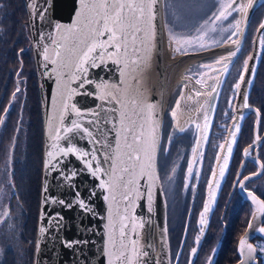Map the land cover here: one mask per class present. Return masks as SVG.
<instances>
[{
  "label": "snow or ice",
  "instance_id": "1",
  "mask_svg": "<svg viewBox=\"0 0 264 264\" xmlns=\"http://www.w3.org/2000/svg\"><path fill=\"white\" fill-rule=\"evenodd\" d=\"M255 0H218V7L212 15L204 20L194 33H185L180 30L183 15H177V23L174 25L165 23L169 39V46L176 53L187 54L190 48L207 50L209 40L212 44L218 41L211 39L210 33H216L218 25L228 20L234 12L242 14L247 18L248 9L252 8ZM171 7L170 0H78V9L75 12V19L70 24H55V35L52 32L40 31L37 46L40 49L38 55L43 56L46 62L44 67L51 64L50 75H54L56 83V94L53 98V108L55 116L49 118L48 139L50 144L45 153L44 167L46 170L58 172L64 181L69 182L70 187H75L70 182L74 180L82 171H86L92 178L99 181L98 187L105 194L104 201L107 203V215L105 235L107 237L104 254L107 257V264H147L144 259L149 253L143 250L140 243L141 231L146 226V221L136 215L137 202L146 199L148 211H152L155 189L159 181L157 173L158 151L161 148L160 127L162 113V102H153L149 99L148 91L143 86L144 73L152 66L153 52L157 47V22L158 18L163 21L167 9ZM51 4L44 0L43 6L34 10L31 15L38 17L40 21L48 19ZM162 10L163 13L162 14ZM241 21L235 20L229 24L233 29L231 36L242 34ZM264 29V23L260 25ZM222 31L227 29L221 28ZM231 36L229 39H231ZM50 43H43L45 38ZM233 44L239 45V40H233ZM261 47H264V36L259 40ZM229 53L226 57H221L214 63L220 65L222 71L212 65H200V68L217 72V76H207L206 72L200 73L197 84L208 86L210 91L196 92V96H206L210 100L217 87L223 83L220 76L227 74L228 65L232 62V57L239 51ZM24 52V49L20 50ZM255 57L249 56L245 61L240 75L233 90L240 94L242 84L251 85L252 77L255 75V67L249 68V61ZM117 66L119 82L110 83L107 81L95 82L89 78V69L96 68L108 63ZM249 79L245 80V75ZM208 80L214 83L207 85ZM94 84L95 92L84 91L86 85ZM73 85H76L75 87ZM20 88H16L19 92ZM16 92L12 94L13 99ZM77 95L94 96L100 101L95 109H82L74 102ZM192 97H187L191 100ZM181 100H185L181 94L180 100L176 101V109L181 108ZM207 103V100H206ZM108 105V107H106ZM118 107H115L117 106ZM231 107V103L229 104ZM243 108H250L248 96L243 95ZM172 111L173 119H176L177 111ZM203 115V126L193 120L197 129L203 128L206 133L209 127V109L204 105L198 109ZM257 123H259L260 111L256 109ZM4 113L8 108L3 109ZM118 113V115H117ZM73 115L74 119H69ZM91 117L86 120L85 118ZM243 115L239 119H243ZM57 121L53 127L52 120ZM66 119L69 120L65 123ZM4 116H0V125L4 124ZM106 125H111L107 128ZM235 131L231 132V141L220 145L222 151H227L223 156L224 164L220 167L219 175L224 176L228 160L232 154V146L236 142V135L240 131V125L234 124ZM115 130V144L113 145L108 137L112 130ZM179 132H184V127L178 128ZM87 139L93 145L91 150L78 147L75 143L76 137ZM206 140V134L202 136ZM261 137L257 135L254 144L259 142ZM61 141H65L67 146H62ZM169 143L172 137L168 138ZM98 146V147H97ZM249 148L244 149V155L248 156ZM200 140L192 148V160L187 167V177L184 187H188L187 180L193 177L194 165L198 158L203 157L199 151ZM103 150V160L98 153ZM167 151V149H164ZM75 156L83 164L82 169L65 170L62 165L64 159L69 155ZM221 157H217V161ZM259 164L261 171L252 173V176H244L239 180L241 189L247 191L244 181L252 179L253 176L264 174V163ZM107 164V167H104ZM176 169H172L173 175ZM199 177V171L195 172ZM213 180L209 181V201L205 203L204 210L200 214V224H207V213L211 210V203L215 200V190L219 188V181L216 180V172L212 173ZM172 179L171 176L168 177ZM141 180L145 181L141 184ZM11 182V181H10ZM2 191V189H0ZM48 191L45 184L44 192ZM96 193L93 191L87 199L81 198L77 191L73 201L51 198L53 204H59L67 209L74 205L78 206L83 213L96 215L94 208L90 204L91 197ZM248 196L253 204L257 206L253 213V219H257V212L264 216V199H260L255 193L248 191ZM45 197L44 203L48 202ZM43 216V213H42ZM9 217V211L0 213V223ZM58 230L62 227L64 217L60 213H55L49 218ZM249 228L253 224L249 223ZM47 229L44 226L39 228L43 235ZM166 231V229L164 230ZM258 231L264 233V227H259ZM203 235L204 228L200 229ZM200 236L196 237L199 244ZM65 248L73 249L78 245H86L87 240H62ZM39 249V244H37ZM239 254L242 257L240 264H254L257 247L248 242L247 238H241L239 242ZM259 251L264 253V246H259ZM196 248H192L191 254L194 256ZM179 254H177V258ZM156 264H160L157 260ZM207 264H212V257L208 258Z\"/></svg>",
  "mask_w": 264,
  "mask_h": 264
},
{
  "label": "water",
  "instance_id": "2",
  "mask_svg": "<svg viewBox=\"0 0 264 264\" xmlns=\"http://www.w3.org/2000/svg\"><path fill=\"white\" fill-rule=\"evenodd\" d=\"M264 0H255V3L252 8L248 9L246 20L241 14L242 23L240 25L242 29V34L239 33L234 38L224 40L223 43L214 45L213 47H208L207 50H199L187 52V54H177V57H173L174 60L171 62H166V51L169 46V40L167 35V29L164 27L165 19L161 21L158 18L157 22V47L153 52L152 66L144 73L143 76V86L148 91L149 99L153 102H162V113L160 115L161 127H160V136L162 140L163 136V126L165 122V117L168 112V104L172 96L173 88L176 83V89L179 86L183 87L182 93L185 97V100H181V108L176 109L177 118L179 120V127H188L193 120H197L203 126L204 120L201 112L198 111L201 105H204L205 108L209 109V127L207 128L206 133L203 131V128L198 129L197 140H200V148L205 143L206 140L202 139V136L206 134L209 135L211 124L214 120V114L216 111V106L220 98V93L223 88V84L226 81L228 73L235 64L236 59L241 54V51L246 43V37L249 32V27L252 22V18L255 14V11L258 9V6L261 5ZM48 3L51 4L50 11L48 13V19L45 21H40L38 17H33L31 13L34 10H37L40 6H43L44 0H23V5L26 9V16L28 18L27 26L29 29V40L30 47L33 51V60L35 61V71L37 72V83H38V94H39V104H41V115H42V126H43V163H42V175H41V195H40V206L38 209V218H37V229H36V239H35V249H34V259L33 264H107V257L104 254V246L107 240L105 235L104 225L106 224V215H107V203L103 199L105 194L101 189H99V181L95 178H92L86 171H82L77 177L74 178L70 183L75 187H70L69 182L64 181L60 177L58 172L46 170L44 167V160L46 158L45 153L48 149L50 141L48 139V127H49V118L55 116V111L53 108V98L56 94V83L54 75H50L51 64H48L47 68L44 67L46 63L43 60L42 55H38L40 50L37 46V41L39 40V34L41 30L45 32H52L55 35V24H70L75 19V12L78 9V0H48ZM162 14L163 10H162ZM264 23V16L262 22L256 28V34L254 36L253 46L251 48V53L249 56L255 57L254 60L249 61V68L255 67V75L252 77V83L254 78L257 75V70L259 64L261 63V45L259 43L260 38L264 33V29H260V25ZM233 40H239V45L233 44ZM43 43H50V41L45 38ZM239 47V51L234 57H232V62L228 65V72L220 76V79L223 81L217 87V91L213 93V96L210 100L204 95L197 97L196 92H207L210 91L208 86H202L197 84L196 81L200 79V73L206 72L207 76H217V72H212L208 69L200 68V65H212L213 67L220 69V65H216L214 62L221 57H226L229 53L236 51ZM191 59L193 60L190 64L189 69L183 75L182 79L173 83L174 77H172V72L176 69L177 65L180 64L181 60ZM207 76V85L214 83L213 80H208ZM89 78L95 82L107 81L110 83L119 82V73L117 71V66L111 64L110 62L105 65H100L96 68L89 69ZM249 75H245V80L249 79ZM242 84L241 89L239 90L240 94H236V102L234 104V113L235 120L232 125L242 123L243 119H239L241 115L249 113V111H255L256 108L250 105V108H243V95L248 96L253 86ZM74 87L76 85H73ZM95 92V85L90 84L86 85L85 89H81V92L84 91ZM16 92V91H14ZM13 92V93H14ZM17 93V92H16ZM191 96V100H187V97ZM15 99L13 97L8 104V111ZM207 100V103H206ZM74 102L77 103V106L82 109H95L100 101L94 96L87 95H77L74 98ZM108 107V105H106ZM115 107H118L115 106ZM256 112V111H255ZM6 113H3L4 116ZM118 115V113H117ZM5 118V117H4ZM73 115L69 116V119H74ZM91 117L85 118V126L87 125L86 120ZM69 120L66 119L65 123H68ZM57 121L52 120L53 127H55ZM2 125H0L1 127ZM107 128H111V125H106ZM1 129V128H0ZM115 130L113 129L109 135V141L114 145L115 144ZM196 140V141H197ZM228 142V141H227ZM75 143L78 147H81L85 150H91L93 145L89 144L87 139H80L78 136L75 139ZM62 146H67L65 141H61ZM162 144V142H161ZM226 144V143H225ZM98 147V146H97ZM199 148V149H200ZM160 151V150H159ZM158 151V158H159ZM225 150L221 155H223ZM227 155V152L224 154ZM223 155V156H224ZM98 156L103 160V150L98 153ZM223 156L219 160L223 163ZM64 159V164L62 167L67 170L69 168L73 170H78L83 168V164L75 156L69 155ZM107 164H104V167H107ZM158 173V167H157ZM145 181L141 180V184H144ZM47 184L48 191L44 192V186ZM80 193L81 198L87 199L91 192L96 194L91 197L90 204L94 208L96 215L93 216L90 213H83L78 206L74 205L71 209H67L59 204H53L51 198L64 199L66 201H73L76 195V192ZM45 197H48V202L44 203ZM138 207L136 208V215L146 221L145 228L141 231L139 237L140 243L143 250L149 253L148 257L144 259L147 261V264H156L157 260L160 261V264H171L170 261V251H169V240H168V229H167V207L165 202V196L162 192V186H160V179L157 182L155 189L154 202L152 204V211H148V203L146 199H141L137 202ZM43 213V216H42ZM55 213H60L63 217V224L60 229L54 227V223L50 222L49 218L54 216ZM257 219H252L251 223L253 228H247L244 232L242 238H247L252 236V234L258 231L259 227H262L260 218L263 216L257 212ZM44 226L47 231L42 235L39 232V228ZM166 229V231H164ZM251 235V236H250ZM87 240L89 243L86 245H78L73 249H68L63 246L61 243L62 240ZM249 242V241H248ZM37 244H39V249H37ZM256 256V254H255ZM258 263L256 257L254 264ZM234 264H240L236 262Z\"/></svg>",
  "mask_w": 264,
  "mask_h": 264
},
{
  "label": "flooded vegetation",
  "instance_id": "3",
  "mask_svg": "<svg viewBox=\"0 0 264 264\" xmlns=\"http://www.w3.org/2000/svg\"><path fill=\"white\" fill-rule=\"evenodd\" d=\"M249 33L250 28L248 35ZM239 57L223 84L211 130L205 143L199 149L203 153V157L198 158L194 165L193 177L187 180V188L184 187L187 167L189 161L192 160V148L196 146L199 130L195 124H189L185 128L186 131H178L179 120L177 116L176 119H173L172 111L176 108V101L180 100L183 87L179 86L171 97L172 100L164 119L162 144L158 158L160 186H162L167 207L171 264H207L210 256L212 264L239 262L242 259L238 251L239 242L253 219V213L257 210V206L253 204L247 192L251 191L260 199H264V174L253 176L252 179L244 181L247 191L241 189L238 183L244 176H252V173L261 171L257 161L264 163V56L260 60L261 63L253 80L248 100L249 105L260 111L259 123H257L258 118L255 111H249L244 115L240 131L236 135V142L232 146V154L224 176L220 177L219 175L220 167L223 166L224 161L223 163L218 162L217 157H222L227 152L225 148L224 154L221 155L223 151L220 149V145L227 141L230 142L231 132L235 131L232 123L236 118L234 104L237 95L233 90V85L242 70L241 66L234 70ZM257 135L261 139L254 144ZM169 136L172 137L171 143L168 141ZM249 145H253V147L249 149L250 154L245 156L244 149L249 148ZM173 168L176 169L174 175ZM5 171L8 176L15 174L9 169ZM196 171H199L198 178L195 176ZM213 171L216 172L215 179L219 181V188L214 189L215 200L211 203V210L207 213V224L202 226L200 214L204 210L205 203L209 201L208 183L213 180ZM169 176L172 177L171 180L168 179ZM14 177L16 179L17 176ZM28 200L30 198L23 200L19 198L15 203L18 206L15 209L18 212V215L15 216L17 229H22L23 241L28 237L25 245L26 258L35 247L30 232L37 224H35L36 219L33 221V216L30 214ZM260 221L264 227V216L260 218ZM201 227L204 228L203 235L200 232ZM197 236L201 237L199 244L196 242ZM248 241L257 247V264H264V253L259 251V246H264V233L256 231ZM192 248L197 249L194 256L191 254ZM177 254H179L178 258Z\"/></svg>",
  "mask_w": 264,
  "mask_h": 264
},
{
  "label": "trees",
  "instance_id": "4",
  "mask_svg": "<svg viewBox=\"0 0 264 264\" xmlns=\"http://www.w3.org/2000/svg\"><path fill=\"white\" fill-rule=\"evenodd\" d=\"M27 21L23 0H0V116L4 113L3 109L8 107L13 92L17 87L20 88L6 115L7 119L2 125L0 159L5 155L7 144L11 143L16 130L17 120L19 121L22 116L19 123L21 131L17 137L16 153L13 159L15 161L13 171L23 178L26 176L25 178L34 184L31 197L29 196L34 206L29 209L33 221L36 219V224L41 195L44 137L37 72L33 51L29 46ZM21 49L25 51L21 52ZM36 228L37 224L30 232L33 241L36 239Z\"/></svg>",
  "mask_w": 264,
  "mask_h": 264
},
{
  "label": "rangeland",
  "instance_id": "5",
  "mask_svg": "<svg viewBox=\"0 0 264 264\" xmlns=\"http://www.w3.org/2000/svg\"><path fill=\"white\" fill-rule=\"evenodd\" d=\"M244 2L246 1L244 0ZM170 3H171V7L167 9L165 15V23L167 17L168 24L171 25L176 24L177 15L182 14L184 18L181 21L180 30L185 33H194L195 29L199 27L200 24L204 22V20L208 19L212 15V13L216 11L218 7V0H172V1L170 0ZM263 16H264V2L258 6V9L256 10L252 18L253 21L250 26V33L246 39V45L244 46L243 50L241 51V54L239 55L240 57L236 62V66L234 70L237 67L240 68V66L243 68L244 61L249 57L251 53V48L253 46V41H254L253 39L257 30L256 28L262 22ZM237 19L240 20L242 23L241 14L234 12L232 16L228 18V20L223 21L222 24L218 25L217 32L209 34L211 39L218 41V43L212 44L211 40H209V47H213L214 45L221 44L224 42V40L229 39V37L231 36V32L233 31V29L229 28V24L234 23V21ZM221 28L227 29V31H222L220 30ZM262 36H264V33ZM234 37L235 36H231V38ZM199 50L201 49L190 48L188 49L187 52L199 51ZM261 51L262 52L260 56L262 58V56H264V47L261 48ZM176 88L177 87L175 83L172 95L176 91ZM171 100L172 98L169 101L168 107L170 105ZM7 114L8 112L4 115L5 121L7 119L6 117ZM21 117L22 116H20L19 122L17 120V124L15 126L16 130L12 136L11 143L7 144V148H6L7 150L5 152V155L3 156L2 159H0V189H2V191H0V213H2L5 210L9 211V217L4 219L3 223H0V264H32L33 263L31 260L33 259L32 256L34 255V250L30 252V255H28L27 258L25 257V249H26L25 245L28 240V237L25 238V241H23L22 229L21 228L17 229L15 216L18 215L17 214L18 212L15 211V209H17L18 206L15 203L19 200V198L25 199V198H29V196L31 197L32 194L31 189L34 188V184L30 180L25 178L26 176L24 177L25 178L24 180L23 177L14 173L13 176H8L5 171L6 169H9L11 172H13L15 167V161L13 159L16 153L17 137L21 131L19 127ZM0 128H1L0 129V133H1L3 128L2 126ZM15 175L17 176L16 179L14 177ZM22 191L26 193L25 196H24L25 193H23ZM27 203L29 204V208H33L34 203L31 199L28 200ZM33 243H35V241H33Z\"/></svg>",
  "mask_w": 264,
  "mask_h": 264
},
{
  "label": "bare ground",
  "instance_id": "6",
  "mask_svg": "<svg viewBox=\"0 0 264 264\" xmlns=\"http://www.w3.org/2000/svg\"><path fill=\"white\" fill-rule=\"evenodd\" d=\"M172 1V0H171ZM246 1V0H245ZM173 3V2H172ZM166 23H167V17H166ZM166 62H171V60H174L175 57L178 55L172 50V47L168 48L166 51ZM172 57V59H171ZM174 57V58H173ZM171 59V60H170ZM193 60L191 59H186V60H181L180 64L177 65L176 69L172 72V77L173 83L177 82L178 80L182 79L183 75L186 73V71L189 69L190 64H192Z\"/></svg>",
  "mask_w": 264,
  "mask_h": 264
}]
</instances>
